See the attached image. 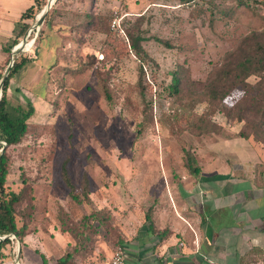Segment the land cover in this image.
<instances>
[{"label":"rangeland","instance_id":"374dc122","mask_svg":"<svg viewBox=\"0 0 264 264\" xmlns=\"http://www.w3.org/2000/svg\"><path fill=\"white\" fill-rule=\"evenodd\" d=\"M37 1L38 21L28 16L23 33L0 40L5 76L22 55H41L45 35L59 38L43 101L26 119L23 138L4 149L5 185L23 189L16 221L26 223L22 244L9 239L5 256L20 258L23 245L47 254L48 264L66 251L70 264H104L147 227L153 210L161 218L167 203L173 207L177 184L192 179L184 150L207 174L210 162L232 158L239 131L264 146L258 75L227 84L221 100L205 89L225 60L264 37V0H0V11L12 19ZM12 37L23 40L20 48L3 52ZM10 79L6 107L18 115L16 107L26 111L30 104ZM245 152L235 154L247 158ZM62 161L80 202L62 181ZM83 176L88 201L80 195ZM92 210L108 218L88 219L84 227L82 217Z\"/></svg>","mask_w":264,"mask_h":264},{"label":"crops","instance_id":"0c3cea01","mask_svg":"<svg viewBox=\"0 0 264 264\" xmlns=\"http://www.w3.org/2000/svg\"><path fill=\"white\" fill-rule=\"evenodd\" d=\"M23 12L12 13L11 19L6 9L0 11L2 42L17 36ZM45 38L41 55H27L30 59L10 79L13 91L27 96L32 111L43 101L46 74L57 56L59 38ZM238 140L239 147L228 151L232 158L210 162L207 174L198 165L197 178L188 175V184H177L172 208L167 203L161 218L157 211L149 212L147 227L117 245L125 253L124 264H264V146L249 137ZM237 151H246L247 158ZM161 231L165 233L159 235ZM20 253L10 259L2 248L0 264H48L47 254L34 247L21 245Z\"/></svg>","mask_w":264,"mask_h":264},{"label":"trees","instance_id":"16d2710c","mask_svg":"<svg viewBox=\"0 0 264 264\" xmlns=\"http://www.w3.org/2000/svg\"><path fill=\"white\" fill-rule=\"evenodd\" d=\"M41 7L42 5H40L38 1L36 5L32 3L21 14V20L28 16H30L33 21L37 20L35 19V14L36 12H39V9ZM19 26L20 30L18 34L23 33L28 27L26 23L23 22H21ZM254 35L257 36L256 34ZM262 39L264 40V37H261L258 40L255 39L251 42L252 44H250L252 47L248 46V49L246 50L244 48L241 49L240 54L234 57V61L225 60L218 67V70L215 73V77L211 79L205 87L208 98L212 99V101L221 100L229 92V88L227 87L229 83L233 81L236 82L239 79L244 78L250 74L258 75L260 80L264 83V42L262 41ZM16 43L17 39L12 38L9 44H5L3 46L2 51L8 52ZM130 43L131 47L134 48L136 46L134 40H131ZM29 59L30 58H28L27 55H22L18 60H14L12 62L5 76H0V237H2V239H0V250L4 248L6 243H8V236L10 235H13L14 238L20 242L26 226V223L23 221L19 225H17L16 223V214L18 213V211H16V207L20 203V199H22L23 189L14 191L11 188H7L5 185V178L8 169V159L4 149L7 146L17 144L23 138L27 129L26 119L32 112L31 107H29L26 111H23L22 109H20V107H16L19 114L13 115L6 107V89L8 80ZM177 83L178 78L176 77V73L173 72L171 76V84L169 86L172 91L176 90ZM262 88H264V84ZM224 110L225 114H227L226 112L228 110ZM236 119L240 121L244 118L243 115L240 114L236 116ZM239 136L247 138V135L242 131H239ZM184 167L186 168V171L190 176L195 178L198 177L199 167L197 165L195 157L188 150H184ZM60 170L62 181L65 187L68 189L70 198H72V200L76 202H80L79 195L74 193L75 187L70 181L64 161H62L61 163ZM80 195L84 200L88 201L87 180L85 176L81 178ZM29 214L30 213L28 212L27 215L29 216ZM82 218V225L85 227L88 225V221L86 222V220L88 219L104 222L106 221L108 216L102 215L100 212L92 210L89 215L83 216ZM148 226H150V223ZM64 230H66L67 233H71V236L78 234L77 230H74L70 227H66ZM164 233L165 231H161L159 235H163ZM71 258L72 253L66 251L56 259L55 264H70ZM43 264H45L44 261Z\"/></svg>","mask_w":264,"mask_h":264},{"label":"built area","instance_id":"2783aa9c","mask_svg":"<svg viewBox=\"0 0 264 264\" xmlns=\"http://www.w3.org/2000/svg\"><path fill=\"white\" fill-rule=\"evenodd\" d=\"M30 31V30H29ZM21 40L19 43L15 44L14 50L20 48L18 44L22 43ZM9 239L14 238L13 235L8 236ZM2 239V237H0ZM125 261V253L120 246H116L113 250L112 254L110 255L109 259L104 264H124Z\"/></svg>","mask_w":264,"mask_h":264},{"label":"water","instance_id":"95a60500","mask_svg":"<svg viewBox=\"0 0 264 264\" xmlns=\"http://www.w3.org/2000/svg\"><path fill=\"white\" fill-rule=\"evenodd\" d=\"M38 21V20H37ZM9 67H7V71H8ZM1 150V149H0Z\"/></svg>","mask_w":264,"mask_h":264}]
</instances>
